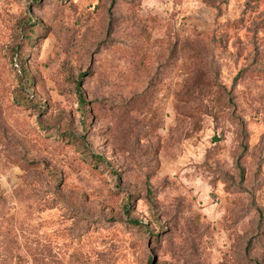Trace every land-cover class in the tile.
I'll return each mask as SVG.
<instances>
[{"label":"rangeland","instance_id":"1","mask_svg":"<svg viewBox=\"0 0 264 264\" xmlns=\"http://www.w3.org/2000/svg\"><path fill=\"white\" fill-rule=\"evenodd\" d=\"M0 264H264V0H0Z\"/></svg>","mask_w":264,"mask_h":264},{"label":"trees","instance_id":"2","mask_svg":"<svg viewBox=\"0 0 264 264\" xmlns=\"http://www.w3.org/2000/svg\"><path fill=\"white\" fill-rule=\"evenodd\" d=\"M33 81H34V78L31 79L30 83L33 82ZM30 83H29V84H30ZM78 88H80V86H78ZM82 99H83V98H82ZM82 105H83V106H86V101H82ZM135 222H136V221H135Z\"/></svg>","mask_w":264,"mask_h":264},{"label":"water","instance_id":"3","mask_svg":"<svg viewBox=\"0 0 264 264\" xmlns=\"http://www.w3.org/2000/svg\"><path fill=\"white\" fill-rule=\"evenodd\" d=\"M213 140H214V141H219V137H218L217 135H215V136L213 137Z\"/></svg>","mask_w":264,"mask_h":264}]
</instances>
